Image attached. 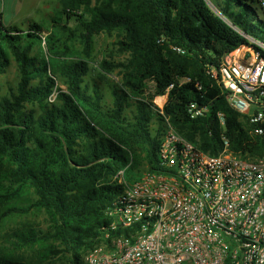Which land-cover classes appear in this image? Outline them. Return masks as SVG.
<instances>
[{
  "label": "trees",
  "instance_id": "trees-1",
  "mask_svg": "<svg viewBox=\"0 0 264 264\" xmlns=\"http://www.w3.org/2000/svg\"><path fill=\"white\" fill-rule=\"evenodd\" d=\"M57 1L51 29L38 23L0 29V76L12 60L19 74L7 91L0 85V228L30 212V206H18L25 194L34 196L32 208L50 223L47 232L24 224L9 233L0 264H83L109 229L106 212L145 172L162 170L165 118L211 155L224 150L225 137L234 154L264 156V135L250 134L251 126L208 74L209 67L250 45L249 39L260 44L252 46L264 58V24L249 3ZM101 34L117 36L128 57L121 63L102 60L96 76L90 64ZM77 43L80 51L73 49ZM116 69L120 84L108 79ZM150 83L156 96L168 92L163 109L146 101ZM194 101L207 108L204 117H190Z\"/></svg>",
  "mask_w": 264,
  "mask_h": 264
},
{
  "label": "built area",
  "instance_id": "built-area-1",
  "mask_svg": "<svg viewBox=\"0 0 264 264\" xmlns=\"http://www.w3.org/2000/svg\"><path fill=\"white\" fill-rule=\"evenodd\" d=\"M249 1L264 14V0ZM249 42L208 74L251 126L250 134L263 136L264 58L252 46L260 44ZM167 98L168 92L158 95L160 109ZM188 113L201 118L207 108L194 101ZM218 117L224 126V115ZM165 125L158 154L162 170L145 172L106 212L109 229L83 264H264V156L234 154L225 137L224 150L211 155L167 118ZM124 174L117 175L120 183Z\"/></svg>",
  "mask_w": 264,
  "mask_h": 264
},
{
  "label": "rangeland",
  "instance_id": "rangeland-1",
  "mask_svg": "<svg viewBox=\"0 0 264 264\" xmlns=\"http://www.w3.org/2000/svg\"><path fill=\"white\" fill-rule=\"evenodd\" d=\"M244 1L249 3V5L253 8L254 13L257 17V21L261 24H264V14L259 9V7L248 0ZM213 3L214 2H212V4ZM25 8L28 10H34V13L32 14V19H30L28 22L17 24L21 29H26L27 25L32 23L42 24L47 29H51L52 18L57 16L58 12L60 11V5L57 0H25ZM12 15V7L9 5L6 10V17L9 18ZM71 24H74V22L71 21ZM117 43V36H109L107 34L96 36L93 53L94 58L90 64L92 71L96 76L98 73L99 63L102 60L106 59L115 63H121L127 59L128 56L119 50V46ZM44 47L45 45H43V48ZM73 49L80 51L82 47L77 43L74 44ZM44 50L46 51V48H44ZM18 78L19 74L17 71V66L16 63L12 60L7 73L0 76V85L3 87L4 91H7L8 86L16 85V83L18 82ZM108 79L112 84H120L122 81L120 69L114 70V72L108 75ZM58 86L64 89V86L60 81L58 83ZM103 87L107 102L111 103L112 98L108 91V87L106 85H103ZM147 95H149V97L146 99V101L153 103L158 108L161 107L162 104L161 101L157 100L158 96H156L154 84H149ZM133 111H135L134 106L130 107L127 112L131 114ZM33 200L34 196L32 194H25L21 199L18 200V206L24 208L30 206L31 210L24 217L14 218L0 228V246L6 245L5 242L9 233H11L14 229L20 227L21 225L24 226V224H29L39 231L47 232L50 225L49 218L45 213L32 208ZM56 263H58V260L54 262V264Z\"/></svg>",
  "mask_w": 264,
  "mask_h": 264
},
{
  "label": "crops",
  "instance_id": "crops-1",
  "mask_svg": "<svg viewBox=\"0 0 264 264\" xmlns=\"http://www.w3.org/2000/svg\"><path fill=\"white\" fill-rule=\"evenodd\" d=\"M12 7L13 15L6 17V10L8 6ZM34 10L25 8V0H0V29L2 26H12L18 23H26L32 19Z\"/></svg>",
  "mask_w": 264,
  "mask_h": 264
},
{
  "label": "bare ground",
  "instance_id": "bare-ground-1",
  "mask_svg": "<svg viewBox=\"0 0 264 264\" xmlns=\"http://www.w3.org/2000/svg\"><path fill=\"white\" fill-rule=\"evenodd\" d=\"M160 101V100H159ZM163 101V100H162Z\"/></svg>",
  "mask_w": 264,
  "mask_h": 264
}]
</instances>
